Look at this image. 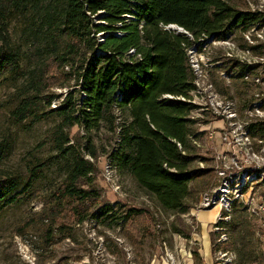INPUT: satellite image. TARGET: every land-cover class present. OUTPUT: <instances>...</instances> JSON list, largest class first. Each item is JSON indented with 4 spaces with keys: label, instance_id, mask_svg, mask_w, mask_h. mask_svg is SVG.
I'll use <instances>...</instances> for the list:
<instances>
[{
    "label": "trees",
    "instance_id": "16d2710c",
    "mask_svg": "<svg viewBox=\"0 0 264 264\" xmlns=\"http://www.w3.org/2000/svg\"><path fill=\"white\" fill-rule=\"evenodd\" d=\"M236 1L0 0V83L12 81L15 85L17 105L11 118L22 124L40 122L52 113L60 117L61 123L48 132L44 144L69 165L65 179L43 197L38 182L45 164L33 166L27 181L0 178V208L39 200L42 210L28 217L24 226L37 221L45 224L43 238L48 247L55 233L59 241L70 239L71 224L86 221L98 199L81 184L95 168L71 144L67 129L78 125L91 134L102 122L115 128L118 112L127 120L115 155L119 167L128 170L163 209L189 212L184 207L190 183L213 177L210 170L193 166L198 160L192 143L197 124L192 113L197 106L177 99H189L195 90L188 51L197 46L202 52L204 43L222 42L234 34L243 43L240 49L253 51L260 58L263 54L245 37L255 28H263L264 18L241 9ZM30 15L34 17L29 22L31 38L23 51L13 41L10 27L15 17ZM170 25L183 28L187 34L167 30ZM221 60L214 61V72L230 75L241 95L256 85L245 79L255 69L254 64L238 57ZM66 68L71 72L66 73ZM70 80L81 89V104L75 100V89L52 109L60 96L51 88ZM218 91L225 94L221 88ZM167 95L173 99L165 98ZM251 133L264 141V122L252 124ZM3 154L0 145V162ZM108 210L112 212L113 207ZM129 213L138 218L143 212ZM222 213L223 218L228 216ZM104 215L98 220L111 226L112 218ZM216 226L225 229V220ZM256 232L257 226L242 209L237 210L225 247L235 252L238 264H264V253L258 254L253 242ZM224 244L219 239L213 241V252L224 249ZM193 255L199 258L196 251Z\"/></svg>",
    "mask_w": 264,
    "mask_h": 264
},
{
    "label": "rangeland",
    "instance_id": "374dc122",
    "mask_svg": "<svg viewBox=\"0 0 264 264\" xmlns=\"http://www.w3.org/2000/svg\"><path fill=\"white\" fill-rule=\"evenodd\" d=\"M236 3L241 9L259 13L264 18V0H237ZM33 18V15L26 18L15 17L11 23L13 41L19 44L23 51L27 50L31 38L29 22ZM245 41L255 47L256 52L263 53L261 58L253 51L240 49L239 44L243 43H239L236 36L231 34L225 41L212 43L204 52V64L208 67L209 79L218 94L235 102L242 120H246L251 113L255 114L254 120H264V27L253 29L246 35ZM233 57L256 66L248 72L249 79H246L256 85H252L247 94L241 95L237 92L231 76L225 71L214 72L215 60L222 59V63ZM65 72L70 73V68H66ZM75 85V81L70 80L66 85H55L51 88L52 93L60 96L53 103L52 109H55L53 106L59 107L68 92L75 89V100L81 104V89ZM219 88L225 94H221ZM14 91L15 85L12 81L0 83V145L4 147L0 178L17 177L27 181L33 166L45 164V173L38 182L40 197H43L55 189L69 171L68 162L61 159L49 144H44L48 132L61 123V118L52 113L37 123L28 120L15 124L11 118V111L17 105ZM198 102L202 107L192 113V118L197 120L194 128L199 143L198 146L193 143L198 156L193 166L210 170L213 179L209 180L210 182L202 179L190 183V194L184 207L189 209V212L163 209L156 197L143 189L128 170L119 167L115 155L120 150L121 127L127 120L116 112L115 128L102 122L91 134H87L84 128L78 125L67 129L71 144L76 146L95 168L94 172L81 182L83 187L98 199L86 221L77 223L75 220L71 224L70 239L59 241V235L55 233L53 244L48 247L43 238L45 224L37 221V224L32 226H24L28 217L42 210L43 205L39 200L0 208V264H175L181 257L183 247L186 248L188 256H192L198 248L201 249L198 244H201L199 239H202L203 230L192 213L194 210H200V203L205 194H210L220 186L215 171V157L218 152H226V148L219 140L208 139L209 132L220 130L213 124L220 120L215 119L207 109L205 99ZM259 106L261 113L256 115L255 109ZM223 125L222 123V127ZM259 173L258 180H250L251 190L246 193L245 198L224 217L227 218L225 229L218 233L211 228L209 236L212 245L213 241L220 240L222 233L226 235V241L221 242L225 243L224 249L213 252L214 264H238L235 252L225 246L231 238L230 224L239 209L257 226L253 242L258 254L264 253V228L257 219L248 214L244 204L250 192L251 197L257 201L264 198V174ZM109 207H113L112 212L108 210ZM131 210L143 212L142 216L134 218L129 213ZM86 211L88 214V210ZM204 212H207L206 218L210 220L223 214L221 206ZM102 214L112 218L111 226L98 220ZM189 260L195 262L192 256L187 258L185 264H188Z\"/></svg>",
    "mask_w": 264,
    "mask_h": 264
},
{
    "label": "built area",
    "instance_id": "2783aa9c",
    "mask_svg": "<svg viewBox=\"0 0 264 264\" xmlns=\"http://www.w3.org/2000/svg\"><path fill=\"white\" fill-rule=\"evenodd\" d=\"M99 37L101 41L104 40L101 35ZM212 43L215 42L210 40L208 43H204L202 52L198 51L197 46L189 49L190 65L195 74V90L190 93L189 99L184 97L177 99L194 104L197 106L196 110H200V107H202L198 101L205 99L207 109L211 111L213 117L224 124L219 132L211 131L208 134L209 140H219L226 148V152H218L215 157V171L220 186L210 194H205L199 208L200 210H210L221 206L223 212L231 213L233 206L239 203L242 198H245L246 193L251 190L252 181L250 182V180L252 178L258 180L259 172L264 174V141L254 138L251 133V125L264 122V120H254L255 114L253 113L246 120H242L235 102L232 99L222 98L218 94L209 79L208 67L204 64V52ZM130 53L133 54L134 51ZM245 79H249V74L246 75ZM165 98L173 99L169 95ZM53 107L56 109V106ZM260 107L255 109L256 115L261 113ZM196 137L192 138V143L198 146L199 143ZM244 204L251 217L257 219L264 228V198L257 201L251 197L250 192ZM226 219L220 214L217 223ZM216 224L214 232L221 233L224 229L219 228ZM225 241L226 235L222 233L219 242Z\"/></svg>",
    "mask_w": 264,
    "mask_h": 264
},
{
    "label": "crops",
    "instance_id": "0c3cea01",
    "mask_svg": "<svg viewBox=\"0 0 264 264\" xmlns=\"http://www.w3.org/2000/svg\"><path fill=\"white\" fill-rule=\"evenodd\" d=\"M222 123H223L222 121H217L213 124H215V126L218 127V129L220 128V130H221L223 128ZM220 130H218L217 132H219ZM204 211L205 210H199V211L194 210L192 213V215H194L196 217L199 225H201V228L203 230V236H202V239H199L201 244H198L201 249L198 248L196 251L199 254V258H195L194 255L192 254L195 262L193 260L192 261L189 260L187 262L188 264H193L196 262H199L198 264H214L213 263V245H212V239L209 236V233H211V228L213 230L219 216L215 217V219L210 220L209 218H206V216H208V214H207V212H204ZM209 227H210V230L208 229ZM192 256L191 255L188 256L186 248L183 247L181 249V257L179 258L178 261H175V264H185L187 258L192 257Z\"/></svg>",
    "mask_w": 264,
    "mask_h": 264
},
{
    "label": "water",
    "instance_id": "95a60500",
    "mask_svg": "<svg viewBox=\"0 0 264 264\" xmlns=\"http://www.w3.org/2000/svg\"><path fill=\"white\" fill-rule=\"evenodd\" d=\"M100 19V18H99ZM167 30H172V31H175V32H177V33H179V34H187V32L183 29V28H181V27H179V26H177V25H170L168 28H167Z\"/></svg>",
    "mask_w": 264,
    "mask_h": 264
}]
</instances>
